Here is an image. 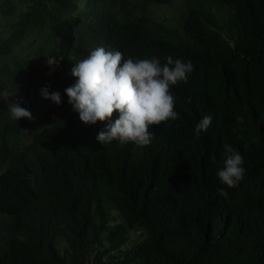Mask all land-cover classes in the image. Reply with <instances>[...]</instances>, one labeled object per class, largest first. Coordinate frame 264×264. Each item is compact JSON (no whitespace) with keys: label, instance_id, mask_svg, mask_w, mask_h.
Wrapping results in <instances>:
<instances>
[{"label":"trees","instance_id":"obj_1","mask_svg":"<svg viewBox=\"0 0 264 264\" xmlns=\"http://www.w3.org/2000/svg\"><path fill=\"white\" fill-rule=\"evenodd\" d=\"M151 2L170 0H0V93L34 117L24 132L0 97V264H264V0H182L169 22ZM97 47L194 65L149 146H103L108 121L68 103ZM226 145L244 158L235 188L217 176Z\"/></svg>","mask_w":264,"mask_h":264},{"label":"clouds","instance_id":"obj_2","mask_svg":"<svg viewBox=\"0 0 264 264\" xmlns=\"http://www.w3.org/2000/svg\"><path fill=\"white\" fill-rule=\"evenodd\" d=\"M61 60L47 56L45 63L55 70ZM193 71L191 61L174 60L171 56L166 58L165 63L155 57L125 59L121 51L97 47L87 58L74 63L71 75L75 77V83L65 88L64 92L83 123L94 125L98 121H108L96 137L100 144L106 146L118 141L122 145L131 142L146 147L152 143V127L178 118L171 88L181 81L187 83L188 74ZM41 95L57 105L63 102L61 93L50 92L47 86L41 89ZM0 97L7 102L12 119H34L32 112L22 106L26 101L18 96V92L4 91ZM116 112L119 116L112 121ZM212 119V116L206 115L195 125L197 137L208 130ZM243 164L241 153L226 145L223 167L217 172L221 184L228 188L237 187L246 172ZM219 191L220 195L227 197L224 188Z\"/></svg>","mask_w":264,"mask_h":264},{"label":"rangeland","instance_id":"obj_3","mask_svg":"<svg viewBox=\"0 0 264 264\" xmlns=\"http://www.w3.org/2000/svg\"><path fill=\"white\" fill-rule=\"evenodd\" d=\"M182 0H170V3L166 4V5H162V4H158V3H155V2H151L149 4L150 7H152L154 10H155V16L159 19H163L167 22L170 21L171 19V16L173 13L176 12L177 8H178V5H179V2H181ZM0 21H3L1 18H0ZM1 25H0V30H1ZM15 49H18L20 50V48H15ZM23 70V69H22ZM40 70V67H35V72L33 74H37V71ZM27 100H30V99H27ZM175 104H177V101H175ZM31 112L33 113L32 109H31ZM42 116V119L44 118V114H41ZM30 121L31 120H27V119H23L22 122H20V127L21 129L25 132V131H28L29 127H30ZM37 122V121H36ZM131 143V142H130ZM128 143V146L129 144ZM131 243L129 242V245Z\"/></svg>","mask_w":264,"mask_h":264}]
</instances>
